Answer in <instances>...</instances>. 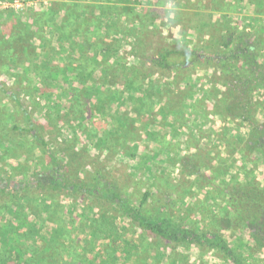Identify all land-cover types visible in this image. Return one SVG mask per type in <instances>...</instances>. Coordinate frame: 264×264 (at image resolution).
<instances>
[{
    "label": "rangeland",
    "instance_id": "obj_1",
    "mask_svg": "<svg viewBox=\"0 0 264 264\" xmlns=\"http://www.w3.org/2000/svg\"><path fill=\"white\" fill-rule=\"evenodd\" d=\"M73 1L100 4L99 10L109 16L106 32L102 31L111 43V53L97 56L83 51L87 46L82 37L57 38L46 28L42 38L33 36L27 51H17L22 65L0 67L4 89L0 103L6 107L2 118L7 117L4 122L0 118L5 125L0 131V172L10 173L16 185L23 186V176L47 160L39 141L28 133L12 131L13 126H28V113L73 182H94L96 170H102L100 186L115 183L135 205L149 193L145 214L171 216L174 222L197 231L217 232L245 264H264V244L256 243L240 220L245 205L255 203L253 195L242 194L240 188L253 186L254 192H264V147L246 148L250 123L225 114L231 100L226 75L216 60L172 72L142 60L144 53L157 48L202 49L217 55L223 50L224 36L232 32L235 48L252 40L264 66V0ZM50 2L26 0L20 9L1 5L0 13L32 10L58 26L56 7L51 9ZM128 12L140 14L138 23ZM71 54L73 59L81 54L90 57V63L89 57L84 62L85 83L69 82L66 67ZM100 61L109 62L108 73H102ZM245 68L244 73L249 70ZM57 71L65 77L51 86L37 78L38 72L49 76ZM246 81L253 87L251 117L264 125V81L251 82L249 77ZM95 82L109 101L93 102ZM69 90L81 97L77 103L83 110L77 115H69L71 102L65 98ZM127 94L134 96V102H122ZM155 96L159 100L153 102ZM34 208L39 209L35 217L41 219L37 222L40 230L29 231L36 224L30 220L17 227L21 231L17 237L5 231L0 250L10 241L32 258L34 249L56 244L55 255L64 263L73 262L71 252L76 264H83L84 255L89 259L110 255L111 259L112 241L125 238L133 240L137 251L134 264H234L216 250L151 238L111 201L82 190L48 193ZM15 218L18 221L13 218L7 225H18L21 217ZM227 220L232 223L228 225ZM121 226L123 232L117 231ZM64 233L68 237L63 240Z\"/></svg>",
    "mask_w": 264,
    "mask_h": 264
},
{
    "label": "trees",
    "instance_id": "obj_2",
    "mask_svg": "<svg viewBox=\"0 0 264 264\" xmlns=\"http://www.w3.org/2000/svg\"><path fill=\"white\" fill-rule=\"evenodd\" d=\"M26 0H23L25 2ZM93 1V0H91ZM97 1V0H96ZM100 1V0H98ZM130 1V0H120ZM87 3V4H85ZM79 3L73 0H65L62 2H50V8H55L53 11L57 18H59V25L50 24L47 20V15L33 12H22L20 14H3L0 13V67L3 65H10L17 67L22 65V57L17 54V51H27L30 44L34 40L35 34L36 39L42 38V30L49 28L52 35L67 39H75L76 37H82L85 41L87 49L82 48L83 51H91L98 55L104 53H111V43L105 40L106 34L104 33L105 23L109 16L104 15L100 9V4H88V2ZM99 12L103 17L98 16L96 13ZM114 13V12H113ZM112 13V14H113ZM128 12L131 17H136L135 22L138 23L140 20V14H134ZM127 15V16H128ZM129 17V16H128ZM20 21V26L18 25ZM29 25V26H28ZM104 29V31H102ZM31 31L33 35H29ZM106 32V31H105ZM36 41V40H35ZM84 43V42H83ZM84 43V44H85ZM35 44V43H34ZM223 50L214 55L212 53H204L202 49H167L157 48L150 52L144 53L142 60L149 66L157 68L161 71H175L189 67L194 64L202 63L207 60H216L218 68L226 75L227 82V94L231 98L230 102L225 108V114L229 117L239 118L242 121L250 123V130L248 131L246 138V148L252 147H264V125L259 124L251 117V96L252 86L248 81L244 82L246 78H250V81L263 80L264 81V66L257 58L255 44L250 40L247 44H239L234 47V36L233 33H227L223 38ZM41 47L44 48L42 44ZM13 53H12V52ZM13 54L10 59L8 56ZM40 56V55H39ZM71 60H69V67L66 69L69 72V82L78 81L85 83L87 78L84 71L87 69L84 62L87 61L88 55L81 54L79 58L73 59L71 54ZM43 63V59L37 58ZM94 64L98 62L97 57L92 58ZM90 63V57L88 59ZM242 63V64H240ZM102 73L109 72V62H99ZM40 64H37V66ZM248 67L249 70L243 72V69ZM64 74L60 71L55 73L50 72L49 76L45 73H37V78L44 81L45 84H50L54 81H60ZM101 79V75L99 76ZM96 82L93 84L94 91L97 95L94 96L93 102H107L109 101L108 96H103L99 90L96 89ZM0 90L4 91L3 86L0 82ZM89 92V90H88ZM100 93V94H99ZM15 98V94L12 95ZM107 98V99H103ZM133 95L127 94L123 96L122 102H134ZM65 98L68 102H71L69 107V115H77L82 112L83 105L78 104L80 102V96H77L76 91L65 93ZM159 100V97L155 96V100ZM17 100V99H16ZM88 102V97L85 99ZM112 102V101H111ZM118 102V101H117ZM5 105L0 103V118L5 113ZM68 115V116H69ZM7 117H3L4 122ZM25 118L29 120V124L26 128H19L13 126L12 131L30 134L35 138L44 148V153L47 160L35 164V167L27 174L23 176V186L16 185L13 180V175L8 172H0V242L5 231H10L11 235L16 237L20 234V225H27L26 222L35 220L33 228L29 231H38L40 218H36L35 214L39 209L34 208L37 201L44 200V197L48 193H62L68 194L74 191L82 190L90 195L100 197L104 200L111 201L120 210L121 214L135 223L138 228L151 238L161 239L166 243H170L176 246H196L206 247L212 250L219 251L225 254L231 262L234 264H245L243 260H240L235 251L228 245L226 240L217 232L214 231H197L189 224L176 223L171 216H162L159 214H145L143 211V205L148 199V192L144 194L143 198L138 202L137 205L124 195L123 192L115 183L105 182V185L100 186L103 181L100 180L99 176L104 174L102 170H96L97 174L94 175V182H73L65 174V170L62 163L57 158L54 151H52L49 143L38 133L36 125L30 120V115L25 113ZM5 128V125L0 121V131ZM12 173V172H11ZM105 180V179H104ZM242 194L246 196L252 194L251 200H255L253 205L246 204L243 210V216L240 220L244 223L246 230L250 234L251 238L259 244H264V217H263V204L264 192H254L256 188L251 186V189L240 188ZM263 198L261 201L260 199ZM257 200V202H256ZM259 200V202H258ZM46 210V208H43ZM17 214L20 215L21 219L18 225H7L13 218L16 220ZM18 221V220H16ZM11 222V221H10ZM31 222V221H30ZM227 224H231V220L226 221ZM16 227V228H15ZM124 226L118 227L117 231L123 232ZM47 231V230H46ZM111 231H107L109 234ZM95 233H97L95 231ZM101 233H103L101 231ZM53 236V235H52ZM67 234L64 233L62 239L67 238ZM26 238V237H25ZM3 244V243H2ZM56 244L50 245V243L44 244L42 248H36L31 253L32 258H28L21 247L17 244H11L10 241L3 244L0 250V264H66L55 255ZM114 254L112 258L110 255L102 256L101 254L94 259L87 258L84 255L83 264H134L137 262V251L133 246V240L120 238L112 241ZM72 257L71 264H76L77 260H74V255L69 252ZM35 256V257H34ZM111 260H109V259ZM80 263V261H79ZM78 263V264H79Z\"/></svg>",
    "mask_w": 264,
    "mask_h": 264
},
{
    "label": "built area",
    "instance_id": "obj_3",
    "mask_svg": "<svg viewBox=\"0 0 264 264\" xmlns=\"http://www.w3.org/2000/svg\"><path fill=\"white\" fill-rule=\"evenodd\" d=\"M2 7H12V8H22L24 6V2L22 0H13L11 3H6L2 0H0V6Z\"/></svg>",
    "mask_w": 264,
    "mask_h": 264
}]
</instances>
